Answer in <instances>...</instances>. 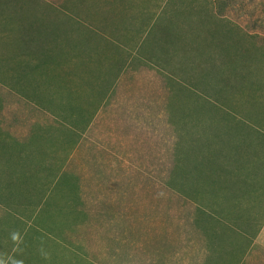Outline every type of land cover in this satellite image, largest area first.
Here are the masks:
<instances>
[{"label":"rangeland","instance_id":"obj_1","mask_svg":"<svg viewBox=\"0 0 264 264\" xmlns=\"http://www.w3.org/2000/svg\"><path fill=\"white\" fill-rule=\"evenodd\" d=\"M80 22L113 25L116 40V26L134 28L139 55L147 49L157 61L137 63L124 84L114 86L122 71L111 72L78 90L93 126L67 155L57 151V37ZM97 33L84 43L104 52L108 36ZM98 128L124 154L87 152L99 149ZM57 162L116 167L69 176ZM105 176L123 185L118 212L81 216L71 235L59 234L72 213L57 217V189ZM261 177L264 0H0V264H182V251L167 256L171 246H156L158 218L176 210L169 184L195 204L175 214L179 228L196 219L198 191L207 200L219 185L226 196L230 185ZM99 204L82 208L94 217Z\"/></svg>","mask_w":264,"mask_h":264},{"label":"crops","instance_id":"obj_2","mask_svg":"<svg viewBox=\"0 0 264 264\" xmlns=\"http://www.w3.org/2000/svg\"><path fill=\"white\" fill-rule=\"evenodd\" d=\"M80 23L79 26H68L60 40L57 37V60L54 57L57 63V123L62 124L61 136L57 137V145L59 144L57 151L65 152L67 155L74 154L72 146L79 138H83L93 126L90 124L92 118L90 119L89 116L92 112L88 114L85 110L87 102L78 95V90L86 89L88 84H101V77L108 76L111 72L121 74L120 71H122L121 77L114 83V86L124 84L125 80L122 75L124 73L133 75L137 63L151 66L152 61L153 65L157 61V57L147 53V49L144 55H139L143 38L138 40L135 37L134 28L131 29L127 25L116 26L119 29V41L112 37L115 33L113 25L103 26L97 23L92 26L87 22ZM85 26L89 28L88 31L83 29ZM97 32L102 36H108L102 37L104 52L92 51L84 43V41L89 44L93 43L94 37L98 35ZM69 38L71 41L64 43L62 49H59L60 45ZM93 73L97 74L95 81L91 78ZM68 97L77 99V103L82 106L81 112L76 107L70 108ZM79 98H81V102ZM97 106H101V104L97 102ZM101 128L95 131L98 134L94 133L92 139V142H95L100 150L91 147L87 152L95 154V156L103 150H105L102 152L103 154H124L118 150L114 151L113 146L103 142L102 135L99 133ZM103 128L106 130L104 126ZM77 134L79 135L77 136ZM60 138L63 140L61 141ZM125 166L129 167L130 165ZM112 167L116 166L90 163L86 164L85 168L71 162H57V173L60 172L61 175V172L66 171L69 176L76 175L80 170L110 173ZM105 177L73 181L69 184L68 190L67 184H64L62 189H57V209L59 208L57 217H64L62 214L64 210H69L72 213L70 221L66 217L63 218L65 220L62 223L64 229L59 234L71 235L73 226L76 224L75 220L81 216L92 220L101 218L110 212H118L119 199L123 197V185L119 179ZM233 182L235 183V181ZM105 186L106 192L104 191ZM214 186V190L208 189L207 200H202V193L198 191L196 219L187 218L178 228L174 220L175 214L180 212L188 214L190 207L194 209L192 205L194 203L190 202L189 198H184L179 192L175 194L173 186L169 184L166 196H169L168 202L178 198L172 205L176 210L170 212L167 217L160 216L158 218L157 228H160L157 229L155 237L156 246H171L167 256L169 252L182 251V264H264V177L251 181L245 180L239 187L230 185V192L226 196H223L219 185L217 188L216 185ZM218 188L220 193H218ZM108 189L113 193L109 194ZM204 192L206 193V190ZM108 195L114 196L112 201L114 204L111 207L104 206L110 202ZM105 196L107 198H104ZM89 201L100 203L96 206L94 217L92 209L82 208ZM59 214L61 215L59 216ZM180 239L181 246H178L177 243ZM161 262L160 264H167L169 261L166 257Z\"/></svg>","mask_w":264,"mask_h":264}]
</instances>
